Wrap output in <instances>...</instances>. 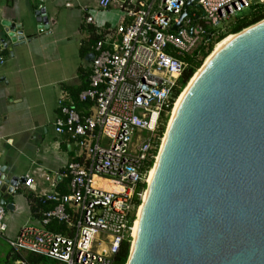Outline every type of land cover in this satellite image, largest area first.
<instances>
[{
	"label": "built area",
	"instance_id": "built-area-1",
	"mask_svg": "<svg viewBox=\"0 0 264 264\" xmlns=\"http://www.w3.org/2000/svg\"><path fill=\"white\" fill-rule=\"evenodd\" d=\"M114 2L133 21L98 32L88 86L78 95L89 105L86 114L66 88L58 100L55 130L78 150L61 174L69 179V193L61 194L57 180L46 177L51 190L40 198L53 207L43 213L41 227L26 225L8 242L15 253L59 264H114L122 245L133 240L145 193H137L136 187L148 186L152 168L147 164L156 161L153 152L163 141L162 115L170 117L174 91L189 68L183 59L215 41L232 17L264 0H198L188 10V0H99L98 5L104 10ZM85 24L95 25L91 15ZM4 61L0 55V64ZM24 185L34 188L35 182L27 178ZM55 222L65 233L48 230ZM6 232V211L0 204V237ZM14 264L29 262L21 257Z\"/></svg>",
	"mask_w": 264,
	"mask_h": 264
},
{
	"label": "water",
	"instance_id": "water-1",
	"mask_svg": "<svg viewBox=\"0 0 264 264\" xmlns=\"http://www.w3.org/2000/svg\"><path fill=\"white\" fill-rule=\"evenodd\" d=\"M35 15L37 33L49 31L45 9ZM235 36L166 129L127 264H264V20ZM31 39L0 22L1 49ZM25 182L0 165V192Z\"/></svg>",
	"mask_w": 264,
	"mask_h": 264
},
{
	"label": "crops",
	"instance_id": "crops-1",
	"mask_svg": "<svg viewBox=\"0 0 264 264\" xmlns=\"http://www.w3.org/2000/svg\"><path fill=\"white\" fill-rule=\"evenodd\" d=\"M98 1L0 0V22L13 21L32 38L31 42L15 48L13 55L0 48V55L5 57L0 64V165L8 167L11 178H31L35 182L34 188H27L24 183L16 188L7 186L5 192H0V204L5 201L1 205L6 211L7 224V232L0 237V242L5 244L16 239L26 225L41 227L43 213L53 206L47 204L35 215L30 198L39 199L50 192L46 177L57 180L61 194L69 193L68 179L61 174L78 155V150L67 136L58 135L55 130L60 116L61 90L88 83L96 56L95 44L101 38L98 32L133 21L132 17L123 16L120 3L114 2L103 10ZM40 8L45 9L50 22L49 31L42 34L37 33L35 15ZM86 15L93 17L95 25L85 24ZM92 29L99 39L83 58L81 49L91 38ZM79 70L87 76L84 81ZM86 111L80 112L86 114ZM53 225L48 230L57 233L51 229ZM15 254L11 249L6 255L0 245V257L7 262H15ZM20 255L26 259V254Z\"/></svg>",
	"mask_w": 264,
	"mask_h": 264
},
{
	"label": "trees",
	"instance_id": "trees-1",
	"mask_svg": "<svg viewBox=\"0 0 264 264\" xmlns=\"http://www.w3.org/2000/svg\"><path fill=\"white\" fill-rule=\"evenodd\" d=\"M262 20H264V3H256L255 5L252 6V8L248 10L247 14H242L237 19L232 21V23L227 27V30L223 34H221L215 41L205 42L203 45H201L196 50L193 56L185 57L183 60L188 64L189 68L187 69L183 77L178 82V88L174 91L173 99L171 100V104H170V108L168 112L170 113L172 111L173 103L175 102V100H178L183 90L189 84L190 80L193 78L195 73L200 70L205 60L212 54L215 46L218 43L222 42L228 36L238 34L244 29H247L251 27L252 25L257 24ZM91 33H92L91 38L87 42H85V44H83V47L81 49V57L83 58L86 55H88V53L90 52L91 46L99 39V36L96 35L93 29ZM79 73H80L81 80L84 81L87 77L86 74L83 73L82 70H79ZM87 86H88V83L85 82L78 88H74V87L66 88L71 93L73 99L76 102L77 108L81 112L87 109L89 105L85 103H81L78 100V95L82 91H84L87 88ZM169 119L170 117L166 113L162 115L161 125H160V130H159V136L162 138L165 135ZM158 146L160 147V141L158 142ZM158 146L155 152H153L154 156L158 155V152H159ZM154 163H155L154 159L149 161L147 164V169L153 168ZM68 182H69V179H68ZM143 190L144 191L147 190V185L145 183L138 184L136 187L137 193ZM30 202L32 203V211L35 215H37L39 208L44 207L45 205L49 204V203L44 202L42 198L36 199L35 197H32V196L30 198ZM135 202L139 205L141 204L140 198H138V196L135 198ZM54 224L55 226L54 225L52 226L51 228L52 230L57 231V233H65L66 230L63 225L57 222H55ZM131 245H132V242H130V240L125 242L122 245L119 254L115 258L114 264H127L129 255H130ZM14 257L17 260L21 258V255L16 253ZM26 260L29 262V264H58V262L56 261H53V260H50V259H47L41 256H37L34 254L27 255Z\"/></svg>",
	"mask_w": 264,
	"mask_h": 264
},
{
	"label": "bare ground",
	"instance_id": "bare-ground-1",
	"mask_svg": "<svg viewBox=\"0 0 264 264\" xmlns=\"http://www.w3.org/2000/svg\"><path fill=\"white\" fill-rule=\"evenodd\" d=\"M236 36L235 35H230L228 36L226 39H224L222 42L218 43L216 46H215V49L214 51L212 52V54L206 59L205 63L203 64V68L209 63L211 62V60L217 55L219 54L222 50H224L229 44H231V42L233 40H235ZM203 68L201 67V69L199 71H197L195 73V75L193 76V78L190 80L189 84L187 85V87L183 90L181 96L178 98V100H176L175 102V105L172 109V112H171V115H170V119H169V122H168V125L167 127L170 128L176 114H177V111L179 109V107L181 106L183 100L185 99L186 95L188 94L191 86L193 85V83L198 79V76L200 75V73L202 72ZM166 137H167V134H165V136L163 137V143L166 141ZM157 160H158V157H157ZM155 171H156V165L152 168L149 176H148V179H147V182H148V185L151 186L152 182H153V179H154V176H155ZM148 197V190H145V193L143 195V204L139 207V210L137 212V219H136V223H135V227H134V230H133V240H132V245H131V248L133 249L134 246H135V243H136V240H137V237H138V232H139V226H140V220H141V216H142V213H143V209H144V204L146 202V199Z\"/></svg>",
	"mask_w": 264,
	"mask_h": 264
},
{
	"label": "rangeland",
	"instance_id": "rangeland-1",
	"mask_svg": "<svg viewBox=\"0 0 264 264\" xmlns=\"http://www.w3.org/2000/svg\"><path fill=\"white\" fill-rule=\"evenodd\" d=\"M248 13V10L244 11L243 13L241 14H238L234 17H232L229 21H228V24H227V27L232 23V21H234L235 19H237L239 16H241L242 14H247ZM206 61V60H205ZM205 63V62H204ZM167 129V128H166ZM162 144V143H161ZM161 147V146H160ZM160 150V148H159ZM159 153V152H158ZM158 156V155H157ZM0 245L2 246V251L6 254V255H9L10 252H11V247H9L8 244H5L4 242H0ZM26 255H29V253H24ZM0 264H14V261L10 260L9 262H7V259L5 258H2L0 257Z\"/></svg>",
	"mask_w": 264,
	"mask_h": 264
}]
</instances>
